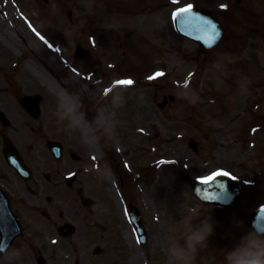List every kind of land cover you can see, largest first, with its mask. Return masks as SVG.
<instances>
[{
  "label": "rangeland",
  "instance_id": "374dc122",
  "mask_svg": "<svg viewBox=\"0 0 264 264\" xmlns=\"http://www.w3.org/2000/svg\"><path fill=\"white\" fill-rule=\"evenodd\" d=\"M167 1L168 3L161 6L155 3V0H127L128 11L124 9V2L116 1L121 5L117 10L114 9L116 4L113 8L109 6L108 11L104 13L103 11L98 13L96 10L90 22L83 25L90 15L88 13L92 11V0H0V9L17 20L14 26L10 22L7 24L0 12V32L6 30L7 26L13 27L16 31L11 30V36L17 43V49L10 48L0 35V50L2 54L7 53L6 57L0 56V78L8 87H14L16 84L19 86L17 92L14 89L16 92L14 101L8 100L11 97V90L9 93L5 92L6 95L4 92L0 94L2 104L12 107L9 110L14 123L13 126L6 127L5 131L24 146L27 156L32 160L31 164L36 166L38 171L40 169L38 160H42L39 157L42 155L32 153L33 150L26 148L24 143L29 142L28 139L32 143V140L37 138L38 151L46 154L55 171L61 164L70 165L67 166L66 172L81 168L74 187L85 186L88 177H96L98 180L92 195L82 189L85 191L84 194H88L93 200V206L87 208L80 202L75 203L77 210L70 213L74 217L70 220L76 224L77 232L70 239L61 237L56 239L63 243L59 242L56 249H52L54 254L50 256V264H71L74 257L72 247L78 243L83 247V251L92 255L94 245L102 248L101 257L85 260L83 264H132L130 257L135 252L141 264H175L169 256V249L177 245L184 246L185 242L182 238V243L179 244L178 240H173L170 233L175 227V233L183 235L182 231L187 223L178 225L176 218L180 211L174 210L171 204L175 205V202L181 204L184 200H190L194 204L195 201L201 207L200 211L204 212V215L207 214V208L202 207L201 202L193 195L192 185L195 179L206 177L210 171L218 169L216 163L209 164L207 161V154L215 149L208 142V134L222 133L224 136L220 137L224 142L223 146H230L226 149L242 151L238 146L239 142L232 139L237 137L236 133L245 126L244 123L255 116L259 120L253 121V125H257L254 135L259 134L256 138L264 137L262 136L264 86L258 84L257 89L252 87V84L245 83L253 88V93L246 86L244 90L237 91L239 103L234 104L231 101V105L224 104L225 109L214 105L213 108L208 106L210 96L205 90L212 86L215 90L223 91L224 87L223 85L219 87V81L211 84L206 70L197 74L194 70L195 64L187 54L186 60L182 58V54L188 50V45L176 34L168 16L172 6H180L189 3L190 0H176L177 5L170 4V0ZM141 5L143 9L139 11ZM28 6L33 7L26 11ZM153 6L160 7L156 14L147 12ZM25 12L40 19L33 29L30 28L27 18L22 15ZM55 20L61 22L62 27L56 25ZM89 25L95 29L99 28L96 35L99 34L102 41L89 40L91 38L89 35H94L92 27L91 33H88L86 26ZM37 31L49 33L51 36L48 37L52 41L57 40V37L62 42L59 51L47 52L46 48L43 49V44L35 37ZM146 32H151L154 36L147 33L144 40L147 38L150 40L144 44L138 34ZM77 43H81L85 50L88 48L86 56L82 59L75 58ZM125 43L127 47L124 46ZM157 45L163 50H159L158 57H155ZM167 46H175L177 49L174 51L179 54L174 52L166 54ZM95 47H99L98 55L91 53ZM126 48L127 54L124 51ZM101 52H104V55H100ZM28 61L51 82L58 84L62 95L66 90L81 96L83 110L87 112L89 121L97 112L109 115L110 123L116 127L115 133L89 134L88 137L93 138L95 143V148H91L85 137L81 138L78 133L68 130L55 115L56 96L59 94L49 88L37 72L26 67ZM126 63L127 71L117 68ZM72 66L74 69L70 70ZM155 68L162 70L158 72L164 75L150 81L147 77ZM191 71H194L192 76ZM88 72L94 75L91 78L84 77ZM120 76L122 79L130 78L134 83L119 85L117 82L122 80ZM247 78L245 75L241 84ZM113 83L116 86L106 93L104 89ZM37 91L40 97L35 99L34 105L40 109L39 113L28 112L32 108L25 101L27 110H24L19 99L23 100L24 93L29 95ZM171 92L175 93L177 98L174 101H164ZM231 99L234 98L228 100ZM228 100H225V103ZM16 105L22 107L20 111L15 109ZM231 108L232 113L229 110ZM19 112L21 114H18ZM261 121L263 123H260ZM1 126L0 124V129ZM25 129L27 137L24 134ZM45 134L49 138L63 140L65 151L61 160H56L48 149L42 146L41 143L48 139L44 138ZM190 138L198 140L196 152L188 147ZM211 138L215 139L214 143L220 142L219 136ZM260 147L264 150V143L260 144ZM245 151L244 155L250 153L252 159L253 154ZM109 153L113 156L109 157ZM74 154H79L81 161H78L76 156L73 157ZM220 155L226 161L235 158L225 149L220 151ZM164 157L172 158L174 161L169 165L166 163L156 165V161L164 160ZM242 162L243 165L240 167L233 165L230 169L241 179H263L262 176H257L256 169H251L255 167L252 164H257L254 159L247 166H244L245 160ZM90 169L99 171L90 172ZM0 170L2 172L8 170L2 157ZM97 176L104 179H98ZM112 185L115 188L113 196L106 187ZM262 186L263 184H259L256 191ZM17 193L26 195L22 181L13 183L14 198ZM129 202L140 210L148 233L146 244L138 243L136 240L135 229L128 217ZM261 203H264V197L252 191L244 195L238 210H226L227 216L221 215L218 209H210L203 219L210 218L214 232L208 238L207 247L200 249L191 264H225V253L238 243L243 235L251 231L247 225V214ZM105 213L107 214L104 215ZM127 232L134 237L137 243L135 247L129 246L125 237ZM106 233H109V236H103ZM34 234L35 246L51 241L44 232ZM64 245L68 246V249L64 250ZM20 252L23 254L20 260H24L26 264L34 263L31 250L21 249ZM34 252L33 248V254ZM45 252L49 253L47 250Z\"/></svg>",
  "mask_w": 264,
  "mask_h": 264
},
{
  "label": "clouds",
  "instance_id": "9594fccd",
  "mask_svg": "<svg viewBox=\"0 0 264 264\" xmlns=\"http://www.w3.org/2000/svg\"><path fill=\"white\" fill-rule=\"evenodd\" d=\"M55 115L60 123L65 124L71 132L78 133L81 138L98 132L107 135L110 132L115 133L116 130L115 125L110 123L111 117L107 114L102 115L97 112L89 121L87 112L83 110L82 97L66 90L63 95L56 96ZM89 171L98 172L99 169ZM97 178L104 179L99 176ZM199 214V210L193 209L188 218L185 225V245H177L169 249V256L175 264H191L200 249L207 247L208 238L213 234L214 229L210 218H205L198 224L193 223ZM8 264H11L10 260ZM225 264H264V232L249 231L243 235L238 243L225 253Z\"/></svg>",
  "mask_w": 264,
  "mask_h": 264
},
{
  "label": "bare ground",
  "instance_id": "6f19581e",
  "mask_svg": "<svg viewBox=\"0 0 264 264\" xmlns=\"http://www.w3.org/2000/svg\"><path fill=\"white\" fill-rule=\"evenodd\" d=\"M0 12L2 13V15L4 16L7 24H9L8 22V17L6 15V12L3 11L2 9H0ZM7 29H9V31H6ZM6 30H3L2 33H1V36L2 38L4 39L5 43L10 47V48H13V49H17V43L14 41L13 37L11 36L10 34V31L13 30V31H16L13 29V27H10V26H7ZM20 34V33H19ZM28 66L34 71V72H37L38 75L40 76V78L42 79L43 82H46L50 88L58 93L59 95H62V93L59 91V86L56 85L55 83H52L48 78L47 76H44L40 73V71L38 69H35V67L32 65V62L28 61L27 62ZM86 140L90 141V144L93 148H95V144H93L91 142V138H89L88 136L85 137ZM45 167H48V165L45 164ZM89 184L87 185V189H89V185H91V187H94V185L92 184V180H90L88 182ZM47 190L46 187H43L41 188V192L44 193L45 191ZM49 191L51 192V196H52V199H53V204L55 206H58L60 205L61 207H63L68 213H71V211L73 210L72 206L69 205V201H70V193L68 191H63L61 189V187L59 186H54L52 188L49 189ZM107 191L114 195V189L112 187H108L107 188ZM34 200H39L40 197H39V194H36L34 197H33ZM126 238H127V241H128V244L130 247H135V242H134V239L132 237V235L130 233H126ZM130 262L132 264H141L139 262V256L137 255V253H133L131 258H130Z\"/></svg>",
  "mask_w": 264,
  "mask_h": 264
},
{
  "label": "snow or ice",
  "instance_id": "6c2138e0",
  "mask_svg": "<svg viewBox=\"0 0 264 264\" xmlns=\"http://www.w3.org/2000/svg\"><path fill=\"white\" fill-rule=\"evenodd\" d=\"M192 7L193 6L191 4H189L185 8L179 9V13L191 12ZM226 7H227L226 5H221V8H226ZM173 15L176 16V15H178V13H174ZM188 23L193 24V21L189 20ZM203 25L206 26V35L208 36V43H211L212 41H214L216 39V37L219 36V31L217 30V26L214 23L207 21V20L203 21ZM41 39H44V38L41 37ZM45 43H47V41H45ZM49 47H52V45H49ZM56 51H59V49L57 48ZM163 75H164V73L157 72L154 74V76H151L148 79L151 80V79H154L156 77L163 76ZM117 83H119V85H132L134 83V81L129 78V79L119 80ZM220 175H231V174L228 172H222L221 171V172L213 173L211 176L201 177L200 179H201L202 183L207 184V183L213 181L216 177H218ZM233 178H235V177L233 176Z\"/></svg>",
  "mask_w": 264,
  "mask_h": 264
}]
</instances>
